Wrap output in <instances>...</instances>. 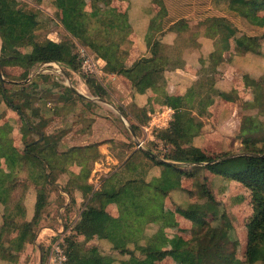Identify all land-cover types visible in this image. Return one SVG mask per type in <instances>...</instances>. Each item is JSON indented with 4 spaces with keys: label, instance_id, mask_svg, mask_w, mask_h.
I'll use <instances>...</instances> for the list:
<instances>
[{
    "label": "trees",
    "instance_id": "16d2710c",
    "mask_svg": "<svg viewBox=\"0 0 264 264\" xmlns=\"http://www.w3.org/2000/svg\"><path fill=\"white\" fill-rule=\"evenodd\" d=\"M33 1L35 4L41 2ZM214 1L222 3L229 16L241 18L254 28H264V0ZM157 2L160 10L152 18L146 36L148 53L132 67L126 68L125 60L131 47L127 38L131 26L128 15L112 7V0H52L57 10L56 18L64 31L75 40L68 38L69 41L59 43L47 36L42 40L38 38V29L44 23L43 19H47L40 11L27 10L21 0H0V65L21 68V80L26 81L31 69L42 63L65 64L69 70L78 72L77 55L73 53L77 43L105 62L103 71L106 74L133 73L137 77L133 94L143 95L150 91L151 97L173 110L169 126L155 134V139L166 150L154 155L167 162L159 161L140 148L131 150L119 155L118 160H123L120 166L103 178L95 189L88 179L94 161L102 157L97 150L98 144L63 147L62 141L71 125L61 126L58 132L47 134L45 129L51 121L38 107V103L32 104L35 97H39L36 101L45 100L42 96L45 80L43 83L29 80L28 84L22 85L31 87L30 94L23 87L9 94L0 81L1 105H5L7 112H14L21 118L24 127L21 136L24 146L20 150L14 145L15 127L7 123L0 125V263H18L20 255L34 239V228L48 202L47 188L59 185L68 194L79 193L81 203H84L77 221L70 229L72 235L65 237V245L62 244L66 256L63 264H153L155 260L167 257L175 259L178 264H233L237 243L234 227L223 220L220 204L206 187L207 178H203L202 182L198 179L199 172L207 170L214 177L233 179L252 191L256 203L246 223L245 260L240 264H264V131L260 132V136L240 134L241 150L237 154L224 153L217 158L206 156L200 147L193 144L204 127L200 118L209 116L205 107L212 97H221L230 102L235 99L229 96L230 92L225 93L215 86L218 78L222 77L217 69L219 66L224 67L223 54L229 49L231 40L240 56H249L251 60L248 72L243 76L245 86L264 89V71L256 73L253 65L255 58L258 62L261 60L260 46L264 34L239 36L225 17H208L195 23L189 29L196 31V34L202 29L204 37L209 39L211 51L205 58L199 59L201 68L196 71V86L190 87L183 96L169 95L165 90L164 73L177 66L183 67L180 62V50L183 47H200V44L192 37H189L191 44L185 40L175 41L173 48L163 44L161 39L165 32L160 26L167 12L163 2ZM182 23V20L177 22L169 31L178 29ZM159 29L160 33H157ZM152 30L155 34H152ZM178 44L186 46L179 47ZM21 47H24V51L20 50ZM84 81L94 96L101 99L106 97V90L96 80L85 78ZM12 83V86L16 85ZM64 91L70 97L54 102L51 104L53 108H61L66 103L72 104L74 108L79 106L83 112L78 113V118H86L88 111L84 106L90 109L93 104L75 96L69 89L65 88ZM14 99L22 104L15 103ZM117 108L125 119L131 121L136 135L139 126L144 127L149 122L146 118L147 109L139 108L134 103ZM252 108H258L256 115L264 116L262 100L255 102ZM254 118L256 116L246 117L250 120ZM87 122L86 126L80 127V132L89 130L90 123ZM36 132L41 133V139L40 134L39 139H32L31 136ZM184 138L192 140L187 148L180 145ZM146 151L152 152L151 149ZM74 159L81 160L78 174L65 167L67 162ZM133 159H143L153 167L160 168V175L146 180V162L142 164L140 161L135 165L131 162ZM202 163L205 165L200 166ZM21 174H25L24 180L20 179ZM183 177L193 180V190L182 188ZM28 185L35 191L30 220L26 219L22 197L10 205L12 196L19 189L25 191ZM172 192L186 198L184 206L172 202L192 223L188 240L178 236L167 238L164 229L158 225L160 218L165 224L169 223L168 218H173L163 211V201ZM194 195L204 202H193ZM109 204L117 206L118 217L113 218L107 213ZM207 216L208 219L205 218ZM155 225L156 230L152 234L147 233L148 227ZM98 235V240L105 244L87 246ZM76 237H83L86 243L77 241ZM164 241L168 244L166 250L161 248ZM100 246L107 251H101Z\"/></svg>",
    "mask_w": 264,
    "mask_h": 264
},
{
    "label": "rangeland",
    "instance_id": "374dc122",
    "mask_svg": "<svg viewBox=\"0 0 264 264\" xmlns=\"http://www.w3.org/2000/svg\"><path fill=\"white\" fill-rule=\"evenodd\" d=\"M22 4H25V7L27 10H33V11H40L43 17L47 18L46 20L43 19L44 23L41 24L40 28L38 29L37 36L39 39H44L46 36H49V33L52 31H56L57 28V23L58 19L56 18V12L53 11V3L50 0H41L40 3L35 4L33 0H21ZM46 10L49 12L47 13ZM42 17V18H43ZM229 23L237 30V34L240 35H248V36H261L264 34V28H254L250 24H248L246 21H244L241 18L238 17H232L229 16ZM42 20V19H41ZM51 21V22H50ZM59 22V21H58ZM64 41H69L68 39H65ZM73 41V40H72ZM233 41V40H231ZM1 44V40H0ZM75 48L73 50V53L77 55L76 57V62L80 64V58L78 56V47L81 46L77 43H75ZM235 44V43H234ZM84 47V46H82ZM86 48V47H85ZM125 48V46L123 47ZM260 48L262 49V56L261 60L258 62L256 61L257 58L253 57V65L256 68L254 71L257 72H263L264 71V40L261 41V46ZM21 51H24V47L20 48ZM26 50V49H25ZM91 53V52H90ZM259 63V65L257 64ZM60 66V65H59ZM39 67V64L35 65L31 70H34ZM63 70H65V73L67 74V77L69 78V82H71V85L76 86L77 83L82 82L83 79L88 78V79H94L98 83L104 86V78L105 75H101V77H91V76H86L83 73L79 72L76 73V76L79 78L76 80L75 75H73L70 71H66V67L61 64ZM1 73H2V78L3 81L1 83L3 84V88L8 91L9 94L13 92L19 91L23 87L22 85H26L27 83H24L23 80H21V73L22 69L19 67L15 66H7V67H1ZM45 69V71H44ZM239 71V70H237ZM31 72V71H30ZM38 74L35 75L31 80H41L44 81V88H43V97L46 98V95L44 94H58L59 99L62 98L66 99L69 98L70 95L66 94L64 89H67V86H70L66 78L63 76V72L61 69L57 67H43L38 69ZM40 72H47L44 74H41ZM258 73V74H259ZM30 74V73H29ZM264 74V73H263ZM29 77V75H28ZM238 79L239 84L241 85L240 88V98L237 95V90L233 89L232 92L230 91L229 96L235 97L232 103H234L232 106L234 107V115H233V122L234 123H229V125L224 126V121L227 119L228 116H220L219 121L215 119V122L217 121L218 123L214 125L211 123V115L204 116V125L210 124V126H213V130L216 132L214 133V137L219 141L221 144L220 149L216 148L214 145L209 146L206 151L210 153H215L216 149L219 151L220 154L224 153H231V154H237L242 147V140L240 137V130L239 127L240 125H237V119L239 123L241 120L245 119L246 117L250 116H256V118L252 119L250 122L253 124L254 127H249V131H251L252 136H258L260 132L263 130L264 127L262 122L264 123V116H260V114L256 115L258 113V108L253 109L252 106L254 105L255 102L262 100L264 102V89H257L255 87H246L244 85L243 78L241 76L239 77H234ZM241 80L243 82V85L241 83ZM259 80V79H258ZM15 82L16 85L12 86L13 83ZM73 83V84H72ZM83 83V82H82ZM237 83V81H236ZM54 84V85H53ZM55 84H57V87ZM66 86V87H65ZM26 88V91L28 94L32 92L30 90V86L23 87ZM105 89V88H104ZM106 90V89H105ZM19 93V92H18ZM112 95L114 94L112 90L109 92V90L106 92V97L104 98L108 102H116V95L113 97ZM90 94L87 92V95ZM94 95V93H92ZM90 96V95H88ZM33 98V97H32ZM35 97L34 101H32V104L38 103V107L41 108L42 111H44L47 114V119L51 121L49 123L50 127L47 129L49 134L51 133H56L60 129L59 127L61 126H70L72 127V131L77 129V126H86L88 124L87 119L83 117V119L78 118V113L83 112L82 108H79V106H74L72 104H65L63 107L54 109L53 105H46L45 100L41 101H36L38 100ZM15 103L19 104L21 103L19 100L14 99ZM33 100V99H32ZM56 100V101H58ZM54 101V102H56ZM53 102V103H54ZM230 102V101H229ZM253 103L251 106L245 105V103ZM71 103V102H70ZM22 104V103H21ZM95 107H91L90 109L87 106L86 110L89 113H92L93 116L92 118H96L98 120L103 121L105 124L104 128L106 130L109 129L110 134L107 136L109 138L108 145L109 147V152L110 155L118 161L115 164H109L106 167L109 172H114L116 168H118L123 160H118L119 155L125 153L131 152V150H136L139 149L138 143L141 142L142 146H140V149L142 150H149L151 149L153 154L157 153H164L166 148H164V145L161 142H158L155 139V134L157 131L162 130V129H154L152 130V134H146L142 130V126L139 127V133L136 135L135 138L132 137V135L129 132L128 126H131V121L125 119L124 117L119 115V112H114L109 106L106 105H100V104H95ZM118 107V105H116ZM221 107V105H219ZM218 106V107H219ZM230 106V104H229ZM231 106V108H232ZM219 109V108H218ZM49 112H48V111ZM160 111V110H158ZM6 107L5 105H1L0 103V118L2 117V120H0V125H3L5 123L7 124H12L15 127V132H14V145L18 147L20 150L23 149V141H22V134L24 132V127H23V122L22 119L19 118L14 112L8 111L6 113ZM114 112V113H113ZM157 112V110H156ZM154 113V112H152ZM4 117V118H3ZM147 120L150 121V117L147 116ZM218 118V117H215ZM250 120V119H248ZM133 122V121H132ZM69 131H71L69 129ZM39 134L41 133L36 132L33 133L31 136L33 140L39 139ZM201 132L200 136L195 138L193 140V144L200 146L199 144H196L195 142H198V140H204V136ZM217 136V137H216ZM260 136V135H259ZM41 139V138H40ZM111 139V140H110ZM210 142L216 143L214 140H210ZM209 142V143H210ZM202 144V143H201ZM202 149V147H201ZM123 159V158H122ZM99 161V160H98ZM146 162V169L147 175L146 180H150L153 176L154 170H156L157 167H153L150 165L148 161H143V159H133L134 164L136 165L138 162ZM69 163L67 162L65 167H67ZM95 166L92 168L94 169ZM159 169V168H158ZM93 172V170H92ZM91 172V173H92ZM104 174L100 179L95 181L96 183H93V186L95 188V184L97 186L100 184V181L103 179ZM91 177V175H90ZM203 178H207V183L206 187L209 189V191L213 194V198L216 202H218L222 208L223 211V220L225 222H230L232 226L234 227L235 230V235L237 238V243L235 245L236 247V253H235V260L233 264H240L242 261L245 260V251H246V245H247V229H246V223L247 220L250 218L252 213L254 212L255 209V199L253 196L252 191L249 188H246L242 184L238 183L237 181H234L233 179L230 178H225L227 179L226 182L223 179H220L218 177H214L213 174L209 173L207 170H201L199 172V177L198 179L202 182ZM20 179L24 180L25 179V174L20 175ZM223 182H225L223 184ZM190 185V189L193 190V180L189 181L187 180L185 184ZM195 190V189H194ZM48 191V202L45 206V208L42 211V214L40 216V219L34 228V239L33 241L26 246L25 251L20 255V259L18 260L17 264H47L48 256H49V250L51 245L54 242H61L62 244L65 245V237L72 235V231L70 230L71 227L75 224V222L78 219V213L81 208L84 207V203H81V200L77 199V201H74L75 199H68L65 195L61 194L62 189L59 188V185H54L51 187L47 188ZM69 192V191H68ZM70 193V192H69ZM35 191L33 192V187L31 185H28V188L24 191L22 189H19L11 199L10 205H14L15 201L17 200L18 197L23 198V206L25 208V213H26V219L30 220L33 216V201H34V196ZM72 195V193H70ZM77 196V195H76ZM78 197V196H77ZM68 200V201H67ZM172 200L182 206L186 205V198L182 194L180 195H174L172 196ZM193 202H198V203H203L204 200L198 199L195 195L193 197ZM76 202V203H75ZM71 204V205H70ZM76 204V205H75ZM70 206V207H69ZM1 209H0V224L2 223V218H1ZM205 218H209L208 216ZM149 229L147 230V233L152 234L156 230V226H149ZM183 230L186 229L185 233H188V239L191 237V229L192 227H186L182 225ZM187 239V240H188ZM76 240L79 242H85V239L83 237H76ZM98 240L94 239L92 242H89L87 246L95 245ZM98 246V245H97ZM100 250L103 252H106L107 250L104 247L100 246ZM0 264H7L1 262Z\"/></svg>",
    "mask_w": 264,
    "mask_h": 264
},
{
    "label": "crops",
    "instance_id": "0c3cea01",
    "mask_svg": "<svg viewBox=\"0 0 264 264\" xmlns=\"http://www.w3.org/2000/svg\"><path fill=\"white\" fill-rule=\"evenodd\" d=\"M161 1L163 2V5L167 12V15L161 21L160 29L163 30V32H165V34L163 35L161 39V42L165 45H168L167 46L168 48H173L176 45L174 44L175 41H179V40H182V41L185 40L191 44L192 42H189V37H192V38H196L197 43L200 44V47L193 46L189 48H187V46L184 44H178L179 47L186 46V47H183L182 50H180L181 51L180 53L181 61L180 62L183 63V67L177 66L174 69H169V71H166L164 73L166 92L169 95H173V96H183L190 87H195L197 84L198 76H197L196 71L201 68L199 65L200 57L205 58L206 55L211 51V46L208 45L209 39L204 37L202 29L200 30V32H198V34H196L195 33L196 31L190 30L189 28L192 25H195V23H199L208 17H211V18L212 17H216V18L225 17L227 19H230V18H229L228 13L226 12L224 5L222 3L221 5L219 4L218 1L215 2L214 0H161ZM112 7L116 8L117 11H119L120 13H126L128 15V21L131 26V33L129 34L127 39L131 42V47L129 49V54L125 60V67L130 68L133 66L135 62H137L141 57L145 56L148 53V47L146 44V36L149 33L150 22L152 18L154 17V15H157L158 11L160 10V7H159L157 0H112ZM52 8H53V11H57L54 6ZM46 12L49 13L47 10ZM181 20L183 21V23L180 25L178 29L169 31V28L171 26H173L174 24H176L177 22ZM56 23H57L56 31L50 32L47 38L57 43L62 42L65 39L71 38L67 34V32L64 31L61 24L58 21H56ZM160 29L157 31V33H160ZM152 34H155L153 33V30H152ZM71 39L75 42L73 38ZM86 49L89 52H91L88 48ZM91 54L93 55L92 52ZM93 56L103 71L105 62L101 60L100 58L96 57L95 55ZM223 60L225 63L223 64L224 67L219 66L217 69L218 71L221 72L222 77L218 78V81L216 82L215 86L216 88L221 89L225 93H228L231 90L235 89L238 91L237 95L240 98L241 85L239 84V81L237 78H235L234 80V77L241 76L240 79H242L244 74L248 72L247 69L250 67L249 62L251 60L249 56H240V52L237 46L234 44V41H230V47L227 51L224 52ZM59 65L61 66V64ZM43 66L44 67L45 66L46 67H49V66L57 67L53 63L45 64V65L39 64L38 68L31 70V73H33V77H35V75L39 73L38 69L43 68ZM60 66H58L57 68L61 69V71L65 74V78H66L67 74L65 73V70H63V68ZM63 66L66 67L65 64H63ZM67 70L70 71L73 75H75L76 80L79 78L78 76H76L77 72L71 71L66 67V71ZM40 73L44 74L47 72H40ZM103 75H105L103 87L106 89V92L108 90L109 92L112 90V92L116 95V99H115L116 102L114 103L108 102L105 99H101L97 96L92 95L84 79L82 80L83 83L79 81V83H77L76 86L72 85L74 89H76L77 91L79 90L80 92H81V90L79 89L80 86L81 85L84 86L86 93L87 92L90 93L88 94L90 96H88L87 94L81 92L85 94L84 96H88L94 99L104 100V102H100L98 100H86L82 98L83 100L87 102H91L93 104V106H90V108L95 107L96 103L100 105H106V106H109L114 112L116 113L119 112V115L122 117L124 116L120 113L116 105L126 107L129 104L134 103L139 108L147 109V116L149 117L150 115L155 114L156 110L158 112V110L160 109L169 108L165 105H162L161 103L156 101L153 97H151L150 91L143 95L133 94V87L135 86L137 82V77L133 73L122 72L121 74H118V75H109L103 71ZM80 79L81 78H79V80ZM241 83L243 85L242 80H241ZM44 95H46L45 103L47 105L53 104V102L58 100L59 98L58 94L49 93V94H44ZM110 95L113 96L112 93ZM233 104L234 103L226 101L222 99L221 97H212V99L209 101V103L205 107L206 112L209 115H211V120H210L212 121L211 123L216 125L218 123L217 121H219V117L222 115L228 116L227 119L224 121L223 128L224 126L229 125V123L231 122L234 123L233 115L235 114L234 113L235 110H234V107L232 106ZM219 105H221V107ZM245 105L250 106V105H253V103L251 102L248 104L245 103ZM153 109H155L154 113H152ZM168 115L172 120L173 110H172V113H169ZM92 116H93L92 113H89L86 116L87 120L90 123L89 124L90 126H88L89 130H87L86 132H80L81 126L79 125L76 127L77 129H75L74 127V130L72 131V127H70L69 129L71 131L67 129L66 131L67 135L64 141H62V144H63V147L65 146L67 147L77 146L78 147V146H85L89 144H98L97 150L102 157L101 159H99V161L98 160L94 161L95 167L93 169V172L91 173V177H89L88 179V182L93 185V183H96L95 181L100 179L103 174H104L103 178L111 174V172H109L110 170H108V168L106 167L107 165L115 164L118 161H116V159H114V157L111 156L109 152L110 146L108 145L109 142H107L109 141V138L107 137L110 134L109 129L106 130L104 128L105 124H103L104 123L103 121L98 120L96 118L93 119ZM215 117H218V118H215ZM200 119L201 121H203L204 117ZM215 119H217L216 122H215ZM239 121L237 119L236 126H238V124L240 125L239 127L240 134L241 135H251L252 132L249 131V127H254L253 124H251L250 122L251 120L249 121L248 119L245 118L241 120L240 123ZM203 123L205 122L203 121ZM168 126L169 124L166 127L161 128V129H165ZM49 127L50 125L45 129V131H48L47 129H49ZM215 132L216 131L213 130V126H210V124H207V125L205 124L202 129V133L205 134L203 142L202 140H198V142H195L196 144L200 143V146L198 147L200 148L202 147L201 149L202 152L206 156L211 157V158H217L222 155L219 153L217 149L215 153H210L206 151V149L212 145H214L216 148H219V149L221 147V144L219 143V141L214 137ZM46 133L49 134V132H46ZM40 138H42V135ZM210 140H214L216 143L210 142ZM191 144H192V140L190 138H184L180 141V145L183 148H187ZM68 163L69 164L67 165L66 168L70 170L71 172H73L74 174H78L81 169V160L74 159L73 161H70ZM160 172H161V169L156 168V170H154L153 172L154 173L153 176L151 177H158L160 175ZM187 180L191 181V179L183 177L181 179V184H182L181 186L183 189L188 190L191 187V183L190 185H188L187 183L185 184ZM226 180L227 179H224L225 182ZM225 182H223V184ZM97 184H95V189H97L100 185L99 184L97 186ZM61 194L65 195L68 199L72 198V199H75V201H77V199H79V201L81 200V196L79 193H75V194L72 193L71 195L65 191H61ZM174 195H180V194H177L176 192H172L163 201L164 213L167 214L168 216H172L173 218H168L169 220L168 224H165L163 222V219L160 218L158 221V225L164 229L167 238L178 236V237H181L183 240H187L188 233H185L186 229L183 230L182 225L190 228L192 227V223L191 221L186 219L183 213L173 204L174 201L172 200V196ZM106 211L113 218H116L119 215V210L115 204H109L106 207ZM99 238H100V235L95 236L96 240H98ZM97 243H99V245L105 244V242L101 240L100 241L98 240ZM161 248L163 250L168 249V244L166 241L163 242ZM153 264H178V262L171 257H167L160 261L155 260Z\"/></svg>",
    "mask_w": 264,
    "mask_h": 264
},
{
    "label": "built area",
    "instance_id": "2783aa9c",
    "mask_svg": "<svg viewBox=\"0 0 264 264\" xmlns=\"http://www.w3.org/2000/svg\"><path fill=\"white\" fill-rule=\"evenodd\" d=\"M77 53L80 58L79 71L86 76L101 77L103 71L94 56L82 46L78 47ZM169 113H172V110L165 108L150 115V121L146 126L142 127V130L146 134L151 135L152 130L166 127L171 120ZM140 146H142L141 142L138 143V147ZM48 253L47 264H63L66 261L65 250L60 241L54 242Z\"/></svg>",
    "mask_w": 264,
    "mask_h": 264
},
{
    "label": "water",
    "instance_id": "95a60500",
    "mask_svg": "<svg viewBox=\"0 0 264 264\" xmlns=\"http://www.w3.org/2000/svg\"><path fill=\"white\" fill-rule=\"evenodd\" d=\"M45 64H50V63H42L41 65H45ZM53 64L56 65L57 67L59 66V64H57V63H53ZM32 77H33V73L30 72L28 79H27L26 81H24V83H27ZM66 78H67L68 83H69V85H70V86H67V88H68L71 92H73L76 96H79V97L84 98V99H86V100H98V101H100V102H104V100L94 99V98H90V97H88V96H84V95H82V94L79 93L76 89H74V88L72 87L71 83L69 82V78L67 77V75H66ZM0 80L3 81L2 73H1V68H0ZM128 129H129V132H130V134L132 135V137L135 138V133H134L132 127H131V126H128ZM137 145H138V144H137ZM139 148H140V147H139ZM144 151H145L147 154H149L150 156L155 157V155L152 154L151 152L146 151V150H144ZM155 158H156V157H155ZM156 159H158L159 161H164V160L161 159V158H156ZM164 162H167V161H164ZM168 163H169V162H168ZM170 163H172V162H170ZM181 165L184 166V167H191V165H189V164H181ZM204 165H205V164H203V163L200 164V166H204Z\"/></svg>",
    "mask_w": 264,
    "mask_h": 264
},
{
    "label": "bare ground",
    "instance_id": "6f19581e",
    "mask_svg": "<svg viewBox=\"0 0 264 264\" xmlns=\"http://www.w3.org/2000/svg\"><path fill=\"white\" fill-rule=\"evenodd\" d=\"M43 67H44V66H43ZM63 76L65 77V74H64V73H63ZM80 85H81V84H80ZM79 89L81 90V92L87 94V93H86V90L84 89V86L81 85ZM78 92L81 93L79 90H78ZM83 93H81V94H83ZM85 94H83V95H85Z\"/></svg>",
    "mask_w": 264,
    "mask_h": 264
}]
</instances>
